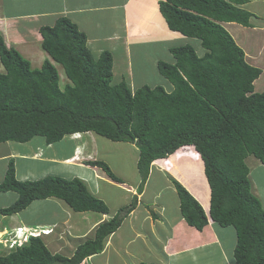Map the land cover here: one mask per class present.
Segmentation results:
<instances>
[{
	"label": "trees",
	"instance_id": "trees-1",
	"mask_svg": "<svg viewBox=\"0 0 264 264\" xmlns=\"http://www.w3.org/2000/svg\"><path fill=\"white\" fill-rule=\"evenodd\" d=\"M244 0H160L158 9L169 31L197 39L170 48L172 62L157 61L158 74L173 90L142 85L132 89L113 75L110 52L95 56L87 37L66 17L41 26V50L49 56L39 68L7 47L0 36V144H25L41 138L53 145L75 133H92L137 148L139 191L152 163L192 147L204 167L210 199L207 211L175 179L170 178L185 223L201 231L209 219L236 232L235 264H264V209L251 191L245 163L253 156L264 166V89L254 82L261 69L250 65L224 24L252 27L254 17ZM260 20V19H259ZM60 65L67 83L59 85ZM116 183L123 181L103 161H87ZM14 192V204L0 210L8 216L35 200L55 198L75 213L107 214L104 201L78 178L47 176L18 181L13 159L0 183V193ZM126 208L100 224L93 238L77 245L70 257L52 254L40 238L0 253V264H82L100 254L105 240L121 225ZM130 209L125 212L128 215ZM1 248V247H0ZM2 249V248H1ZM145 264V263H141Z\"/></svg>",
	"mask_w": 264,
	"mask_h": 264
},
{
	"label": "crops",
	"instance_id": "crops-1",
	"mask_svg": "<svg viewBox=\"0 0 264 264\" xmlns=\"http://www.w3.org/2000/svg\"><path fill=\"white\" fill-rule=\"evenodd\" d=\"M159 1L160 0H89L84 4L76 2V6H70V0H59L60 7L58 8V11L50 12L39 8L35 10H27L25 8L16 9L11 0H0V36L5 45L9 48L13 47L16 51H18L23 58L31 63V67L34 64L36 66L33 68H39L43 61L49 58V56L41 50V36L38 32L39 28L45 25L52 26L59 17H66L86 35L87 47L93 55L99 56L100 53L105 51L112 54L114 77L115 74L119 77L118 80L116 79L117 81L124 78L129 85L133 87L135 79L134 70L142 71L146 68L147 52L145 51L146 49L147 51L149 50L148 46H153L155 51H160L161 45L165 46L168 52V59L166 60L165 58L164 61L171 63L173 60L169 52L170 48L180 45H190V41L193 40L198 41L197 39L187 38L177 32L168 30L167 25L158 9ZM244 1L246 3L242 5V8L246 9L254 16L251 18L252 27L245 28L235 23L224 24V26L226 29L227 26L230 27L228 30L237 45L242 47L245 53L246 61L250 65L259 67L263 74L264 66H262V64H257V59L261 58V62L262 59H264V0ZM27 2L31 3L32 1L27 0ZM239 29L246 34L247 39H249V35L252 36V34H257L253 42H250L251 45L248 46L246 43L244 45L243 41H241L243 37L240 34V36L234 35V33ZM240 37L242 38L240 39ZM204 52L205 51L203 50V54ZM50 61L52 60L50 59ZM37 62H40V64L37 65ZM156 62L157 59L154 61V64L152 62V68H155L154 65H156ZM3 72L4 69L0 63V73ZM167 90L169 92L172 91L171 89ZM88 134L93 135L92 133H87L85 135ZM74 137L75 139L80 138L78 135ZM65 138L74 141L71 150L66 154L63 152H53V145L45 144L44 140L43 142L33 144H31L32 142L25 143L30 145V150L25 152L21 151L22 146L18 145L19 143L15 144L8 142L0 144V163H2V166L0 165V183L3 181L8 161L10 159H13L14 161L16 178H21L22 180L28 179L29 176L33 175L37 168H41L44 164L49 165L59 163L60 165L65 164L64 167L60 168L69 171V175L72 177L87 180L91 185L92 193L93 191L97 193L98 186L95 182L96 179L94 178L99 176L100 173L98 171L99 173L95 174L97 168H95L96 170L93 169L94 175L92 173L93 176H90L87 175L88 167L81 164V162L83 163L86 159L83 158V160L79 162L80 164L76 163L78 160L69 162V160L75 156L76 152H80L82 155V148L84 149V154L87 152L85 147H88L90 150L95 149L96 146L93 148L91 145L92 137H84V140L79 139L78 144L76 142L78 140H74L69 137ZM38 151L42 154V157L37 161H34L35 159L33 158V155H35ZM186 155L191 156V159L182 158L178 160L175 158L171 161L172 166L168 173L192 194L193 191L183 180V176L174 171V163H178L176 165L183 168L184 172H188V174L195 180H198L199 178L197 175L200 169L201 174L204 173V168L202 163L197 160V157H195L192 153ZM86 157L87 160L95 159V157H91L90 154H87ZM18 160L21 164L20 167L17 166ZM47 165L46 167H48ZM246 165L249 169L251 191L253 195L260 200L264 209V204L261 200V196L264 198V166L254 158L246 159ZM46 167H43L42 169H45ZM197 167L198 169H196ZM73 168L77 170L72 172ZM154 175H159L162 178L164 175L167 176L166 173H162L159 170L154 173L151 171L147 182L140 193V201H142L146 189L151 185L150 182ZM254 175L257 176V180L260 182L262 187L258 188ZM118 177L128 186L127 191L136 194L135 190L138 188L139 182L128 184L125 183L126 179H122L120 176ZM167 181L170 183L168 179ZM195 182L200 184L201 187L203 185L207 187L209 198H207L206 194L204 195L208 202L207 205L205 204V206H203V209L207 211L209 206L210 191L205 175L202 176L201 182L199 180ZM154 186L158 187L153 188L155 189L154 191H156V194L152 199L151 208L149 206L144 207L148 208V210H143L144 212L139 214V200H133L135 207L131 211L132 213H130L131 217H128L137 221L141 219L143 222H145V219L148 218L150 226L154 227L153 229H150L151 232L148 233V235L153 234L156 239L154 246L144 243V248H142V250L146 248L150 251L151 255L139 256V251L134 254H129V256L137 258L135 264L140 262L152 264H235L233 259V250L235 247L236 234L233 228L220 227L211 222L202 231H197L196 229L188 226L182 219L178 210L179 205L178 208L172 212V215L167 212V209H164V207L161 206L160 197L162 195V191L167 190V184L164 182L163 187H160L159 185ZM11 194V192L0 193V209L10 206L14 203L13 199H17L16 194L12 197ZM130 198L131 196L129 199ZM160 206L161 208H159ZM63 207L65 210L64 213H66L67 216H71L72 214L67 205L64 204ZM57 211L52 212L51 215L57 213ZM34 214H30L28 210L24 213H20V216L16 217L4 216L0 214V217L6 219V226L2 229L13 227L16 223H21V225L25 226L32 225L30 223L42 219L40 212H35ZM97 215L98 214L91 212L77 213L72 219L76 220V224L74 225L71 223L72 220L70 221V226L77 228L75 231L80 229L78 232L79 234H74L79 240L76 241L75 248L86 238L91 237L94 233V228L106 219V216L101 215L95 218L94 216ZM48 216L50 215L45 217ZM79 216H83L84 221L81 220V218L79 220ZM8 219L11 220V223H7ZM39 222L36 224L44 226H54L57 224L59 228L54 230V233L48 238L51 240L59 238V234H61L59 220H53L48 223L42 222L41 220ZM132 224L133 222H130L133 230L136 229L139 231L142 229L141 224ZM147 239L148 236L144 235L143 240L141 239L138 241H147ZM111 240H114V237ZM150 248H152L153 251ZM102 256H104L103 253L97 255L96 257H90V259H87V261L83 262V264H93V260ZM118 258L124 262V257L118 256Z\"/></svg>",
	"mask_w": 264,
	"mask_h": 264
},
{
	"label": "rangeland",
	"instance_id": "rangeland-1",
	"mask_svg": "<svg viewBox=\"0 0 264 264\" xmlns=\"http://www.w3.org/2000/svg\"><path fill=\"white\" fill-rule=\"evenodd\" d=\"M32 1L31 3H28L27 0H11V2H13V6L17 9H27V10H35V9H43L44 11H50V12H56L58 11V8L60 7L59 4V0H30ZM69 1V0H66ZM89 0H85V1H80V0H70V6H76V2H80V3H85ZM27 2V4H26ZM262 7V5H261ZM11 10V9H10ZM228 28L230 29L229 26H227V30ZM229 34L231 35L230 31L228 30ZM243 37V39L241 41H243L244 45L245 43L249 45H251L250 42H253V40L255 39V37L257 36V34H252L249 35V39H247L246 34L244 32H242L240 29L238 31H236L234 33V35H240ZM232 36V35H231ZM240 37V39L242 38ZM236 42V41H235ZM190 45H192L197 54L199 56H201L203 54V49L200 47L199 42L196 40L190 41ZM149 50L145 52H147V64H146V68L142 71H138V70H134L135 73V79H134V83H133V87L132 89H137L139 87H141L142 85H148L150 87H154V86H162L164 87V89L169 92L167 89H171L173 90L172 85L164 80L163 77H161L156 68H152V62L154 64V61L157 59V61H164L165 58L166 60L168 59V52L166 50V47L161 45V50L160 51H155V49L153 48V46H148ZM241 47V46H240ZM242 48V47H241ZM251 49V48H250ZM36 64V63H35ZM40 62H37V65H39ZM257 64H262V66H264V59H262L261 62V58L257 59ZM36 65L33 64L32 67H34ZM56 67L58 68V72H59V76H60V82L59 85L61 87H63L68 81L64 75V72L62 71L60 65H56ZM155 67V65H154ZM122 72V71H121ZM115 79H119V77L115 74ZM264 89V72L262 74V76L255 82V90L256 91H262ZM81 138V140L87 138V137H92L91 140V145L95 149L94 150H90L88 147H85V149L87 150V152L84 154L83 151L84 149L82 148L81 153L80 152H76L75 156L73 159H71V161L69 162H73L74 159L78 160L76 163L80 164L79 162L84 159H86L85 161H90L87 160V154H90L91 157H95V159H93V161H103L105 162L111 169V171L116 175V176H120L122 179H126L125 183L128 184H134L136 182H139L140 184V177L139 174L137 172L136 169V162H137V158H138V151L137 148L132 145V144H128V143H115L112 142L110 140H107L101 136H96L95 134L93 135H80L79 136ZM85 137V138H84ZM77 140V139H75ZM80 140V141H81ZM30 142L33 143H37V142H43V139L39 138H34L32 139ZM77 144L79 143V139L78 141H76ZM74 141L69 140L68 138H64L63 140H61V142H58L56 144H53V152H63V153H67L68 151L71 150L72 145H73ZM18 144V143H15ZM21 147V151L25 152L30 150V145L27 144H18ZM49 151V149H48ZM186 154H191V152L189 150H186L183 154H178L175 157H177L176 159H182V158H190L191 156L186 155ZM81 155V156H79ZM42 157V154H38V155H33V159L34 161H37L38 159H40ZM174 160V158H171V161ZM85 161L81 164L85 165ZM199 161L201 162V160L199 159ZM178 163H174V171L179 173L180 175H182L183 180L189 185L190 189H192L193 193L191 194L190 191H188L185 187V189L193 196V198L203 207L205 206V204L207 205V200L204 197V195H207V198H209V193L207 190V187H205V185H203L201 187L200 184L196 183L195 181H200L202 179V176L204 175V173L201 174V169L199 167V173H198V180H195L194 178H192L191 175L188 174V172H184L183 168L179 167V165H176ZM0 165L2 166V163H0ZM20 161H17V166L20 167ZM47 164H44L41 168H37L36 171H34L32 176H29L28 179L29 180H36L39 178H42L46 175H52V176H59L65 179H73L74 177H72L71 175H69V171L60 168V167H64L63 165H60L59 163H53V164H49L47 165L48 167H46ZM87 166V175H92L93 171L96 170L93 166H89V165H85ZM40 167V166H39ZM43 167H46L45 169H42ZM94 169V170H93ZM162 169L165 170V167L162 166ZM198 169V167L196 168ZM75 168L72 169V172H74ZM100 170V168L97 167V171H95V174L99 173L98 171ZM0 172H1V167H0ZM71 172V173H72ZM156 172V170H152V173ZM163 173V172H162ZM1 174V173H0ZM100 174V173H99ZM94 175V173H93ZM92 175V176H93ZM101 175V174H100ZM102 176V175H101ZM257 181V186L262 187L260 182L257 180V176L254 175ZM103 177L106 178L103 174ZM89 178V177H88ZM167 179L170 181V183L167 181ZM20 180H22L20 178ZM107 180V178H106ZM164 182L167 184V190L162 191V195L160 197V202H161V206L164 207V209H167V212L170 213L172 215V212H174V210L176 208H178L179 205V200H178V196L175 193V189H174V185L172 184L171 180L169 179L168 176L164 175L163 178L159 175H154L152 180H151V185L146 189L144 197L142 199L141 202V209H139V214H142L144 211L143 210H148V208H144L149 206L151 208V203H152V199L156 194V191H154L155 189L153 188H157L158 186H154V185H159L160 187H163ZM112 183V184H111ZM108 183L106 181H98V190H97V197L101 200L104 201V203L106 204V206L109 209V215L113 216L115 214H117L119 212V210L121 208H123L124 206H128L129 204H132V197L129 199V197L131 196L130 193L126 192L128 186L126 184H117L114 182ZM154 184V185H153ZM181 184V183H179ZM139 186V185H138ZM174 189V190H173ZM202 189V190H201ZM11 197L15 194L13 192H11ZM93 193H95V191H93ZM126 197V199H125ZM15 199V198H14ZM13 199V202L16 200ZM261 200L263 201L264 204V198L261 196ZM12 201V200H11ZM12 202V203H13ZM9 203H10V199H9ZM64 204L62 202H60L59 200L55 199V198H48L46 200H36L33 201L30 205H28V208L26 210L29 211L30 214H34L35 212H40L42 215V219L36 220L30 224H32L33 226H38L36 223H38L40 220L42 222L48 223V222H52L53 220H59L60 222V230H61V234H59V238L57 239H53L51 240L50 238H44V242L45 245L47 246V248L52 252V253H60L63 254L65 256L70 257L72 251L74 250L75 246H76V241H79L77 237H75L74 234L78 233L80 231L76 230L77 228H73L70 226V221L76 216L77 213H74L73 211L70 210L71 212V216H67L66 213H64ZM161 206L159 208H161ZM129 208V207H128ZM22 211L23 213L26 212ZM58 210V211H57ZM179 210V209H178ZM57 211V213H54L51 215L52 212ZM95 214V213H94ZM35 215V214H34ZM47 215H50L48 217H45ZM18 216H20V214H18ZM94 216L95 218L98 217ZM125 216V215H124ZM16 217V216H15ZM93 217V218H94ZM131 217V214H130ZM83 220V216H79L78 219ZM77 219V220H78ZM88 219V218H87ZM6 219H4L3 217H0V229H2L4 226H6ZM146 221L143 222L141 219H139L138 221L133 219V218H126L122 225L120 226V228L118 229V231L115 234L114 240H109L108 242H105V251L103 252L104 256L97 258L95 260H93V264H135L136 263V259L132 256H129V254H134L135 252L139 251V256L140 255H151L150 251H148L146 248L142 250V248H144V243L149 244L154 246V242H155V238L154 235H148V233H150V229H153V226H150V222L148 221V218L145 219ZM76 220H72L71 223H73L74 225L76 224L75 222ZM130 222H133L132 225H134L135 223L137 224H141L142 225V229L138 230H133L132 226L130 225ZM7 223H11V220L8 219ZM41 223V222H39ZM18 224V225H17ZM42 224V223H41ZM19 225H21V223H16L13 227L10 228H6L7 231L11 232L13 231V228H15ZM79 225V224H78ZM27 226H31V225H27ZM44 226V225H42ZM49 225H46V227ZM5 229V228H4ZM55 229V228H53ZM163 231H165L164 229H162ZM149 231V232H148ZM90 232V231H89ZM79 234V233H78ZM144 235L148 236L147 241H138V240H143ZM7 235L4 237V240L7 239ZM157 237V235H156ZM2 235H0V241H1ZM158 242V241H157ZM151 243V244H150ZM151 247V246H150ZM5 249V248H4ZM152 249V248H150ZM142 250V251H141ZM153 251V249H152ZM4 252L3 249L0 248V253ZM142 252V253H141ZM118 256L120 257H124V262L122 260H119ZM138 256V255H137ZM136 256V257H137ZM138 256V257H139ZM144 259V258H141ZM107 260V261H106ZM104 261V263H103ZM106 261V262H105Z\"/></svg>",
	"mask_w": 264,
	"mask_h": 264
},
{
	"label": "clouds",
	"instance_id": "clouds-1",
	"mask_svg": "<svg viewBox=\"0 0 264 264\" xmlns=\"http://www.w3.org/2000/svg\"><path fill=\"white\" fill-rule=\"evenodd\" d=\"M261 76H262V73H261ZM260 76V77H261ZM257 81V80H256ZM255 81V82H256ZM255 82H254V85H255ZM89 133V132H88ZM85 134H87V133H75V134H73V135H71V136H68L69 138H71V139H74L75 140V135H78V136H80V135H85ZM78 139H81V138H78ZM77 139V140H78ZM8 143V142H7ZM192 150H191V149ZM186 150H190L191 151V153L195 156V157H197V160H199L200 159V156L198 155V153L192 148V147H183V148H181L180 150H178L177 152H175L174 154H172V155H169V156H167L166 158H164V159H159V160H156V161H154L153 163H152V169H151V171L152 170H156V171H161V172H163V173H166L167 174V176L169 177V179L170 178H172L171 177V175H169V170H170V168H171V166H172V163H171V158L173 157L174 159L175 158H177V157H175L176 155H178V154H183ZM38 154H40L41 155V153L38 151L37 153H35V156L36 155H38ZM74 158V157H73ZM73 158H71V159H73ZM248 158H254L253 156H251V157H248ZM247 158V159H248ZM254 159H256V158H254ZM75 160V159H74ZM179 160V159H178ZM201 160V159H200ZM257 160V159H256ZM69 161H71V160H69ZM90 161H93V160H90ZM258 161V160H257ZM68 162V161H67ZM86 162V161H85ZM201 163H202V161H201ZM245 163H246V160H245ZM85 164V163H84ZM65 165V164H64ZM86 165V164H85ZM202 165H203V163H202ZM90 166V165H89ZM162 166H164L165 167V170L164 169H162ZM94 168H97V166H93ZM99 168V167H98ZM204 168V167H203ZM150 171V172H151ZM99 172H100V174L102 175H100L99 174V176H97V177H94L96 180H95V182L97 183V186H98V181H100V180H102V181H106V182H108V183H111V182H113V181H111L108 177H107V175L100 169L99 170ZM15 173H16V171H15ZM103 174H104V176L107 178V180H106V178H104L103 177ZM47 176H52V175H46V176H44V177H47ZM44 177H42V178H44ZM57 177H59V176H57ZM42 178H39V179H36V180H29V179H25V180H20V179H18V178H16L18 181H21V182H24V181H37V180H40V179H42ZM74 178H77V177H74ZM78 179H80V178H78ZM174 179V178H173ZM68 180V179H67ZM81 181H83L86 185H87V187H88V189H89V191L92 193V189H91V185L89 184V182L87 181V180H82V179H80ZM176 180V179H175ZM177 181V180H176ZM178 182V181H177ZM114 183H116V182H114ZM179 183V182H178ZM112 184V183H111ZM117 184H123V183H117ZM93 185V184H92ZM145 185V184H144ZM144 185H143V187H144ZM123 186H124V184H123ZM139 187V186H138ZM143 187H142V189H143ZM140 188V187H139ZM139 188H137L136 190H135V192H136V194H133V193H131L130 191H127L126 190V192H128V193H130V195H131V197H132V204H129L128 206H124L123 208H126V210L124 211V212H122V214L121 215H125V212L127 211V210H129L130 209V211H129V213H128V215H125L124 216V219H123V221L126 219V218H128L129 216H130V213H132L131 211L134 209V207H135V204H133V200H139V209H141V202L142 201H140V198H139V196H141V191H142V189H141V191H139ZM14 193V192H13ZM16 194V193H15ZM93 195H95L96 197H97V193H92ZM17 195V194H16ZM98 198V197H97ZM257 198V197H256ZM258 199V198H257ZM44 200V199H43ZM46 200V199H45ZM58 200V199H57ZM259 200V199H258ZM16 201V200H15ZM15 201H14V203H15ZM36 201V200H35ZM61 201V200H60ZM103 201V200H102ZM62 202V201H61ZM13 203V204H14ZM63 203V202H62ZM12 205V204H11ZM10 205V206H11ZM106 205V204H105ZM9 207V206H8ZM129 207V208H128ZM28 208V206L24 209V210H22V211H25L26 209ZM108 208V207H107ZM69 209V208H68ZM122 209V208H121ZM0 210H3V209H0ZM70 210V209H69ZM22 211H20V212H18V213H15V214H12V215H8V216H18V214H20V213H22ZM75 213V212H74ZM84 213H88V212H84ZM91 213H95V214H98V215H101V216H106V219H104L102 222H100L94 229L96 230V228L100 225V224H102V223H104V222H107V221H110L113 217H115L116 216V214L115 215H113V216H110L109 215V209H108V213L107 214H101V213H96V212H91ZM119 213V212H118ZM117 213V214H118ZM1 214V213H0ZM5 216V215H4ZM183 219V218H182ZM123 221H122V223H123ZM212 221L209 219V221H208V224L209 223H211ZM122 223H121V225H122ZM207 224V225H208ZM215 224V223H214ZM120 225V226H121ZM206 225V226H207ZM205 226V227H206ZM204 227V228H205ZM53 228H55V229H53ZM59 228V226L57 225V224H55L54 226H42V225H38V226H33V225H31V226H25V225H19V226H17L16 225V227L15 228H13V231H11V232H9V231H7V229H0V235H2V238H1V241H0V247L3 249V250H5V251H11V250H15V249H17V248H21V247H23L24 245H27L28 243H29V241H30V239H32V238H40V239H42V241L44 242V238H47V237H50L53 233H54V230H56V229H58ZM120 228V227H119ZM118 228V229H119ZM225 228V227H224ZM232 228V227H231ZM118 229L115 231V232H113L111 235H109L108 236V238L105 240V242H108L109 240H111L113 237H115V234H116V232L118 231ZM234 229V228H233ZM95 230H94V233H95ZM198 231V230H197ZM202 231V230H201ZM94 233H93V235L91 236V237H89V238H93V236H94ZM235 234H236V232H235ZM8 236L7 237V239L6 240H4V237L5 236ZM45 243V242H44ZM235 244H236V240H235ZM105 243H104V249H103V251L100 253V254H102L103 252H104V250H105ZM47 247V246H46ZM5 248V249H4ZM235 248V247H234ZM50 251V250H49ZM51 252V251H50ZM233 252H234V250H233ZM52 253V252H51ZM52 254H54V253H52ZM100 254H97V255H100ZM97 255H95V256H91V257H96ZM87 259H90V257H88ZM87 259L86 260H84V262L85 261H87ZM233 259H234V257H233ZM234 262H235V260H234ZM141 263H145V264H152V263H146V262H140V263H138V264H141ZM83 264V263H82Z\"/></svg>",
	"mask_w": 264,
	"mask_h": 264
},
{
	"label": "bare ground",
	"instance_id": "bare-ground-1",
	"mask_svg": "<svg viewBox=\"0 0 264 264\" xmlns=\"http://www.w3.org/2000/svg\"><path fill=\"white\" fill-rule=\"evenodd\" d=\"M90 133V132H89ZM76 136V135H75Z\"/></svg>",
	"mask_w": 264,
	"mask_h": 264
}]
</instances>
